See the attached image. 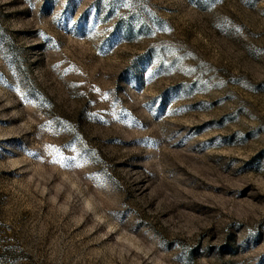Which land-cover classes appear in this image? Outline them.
<instances>
[{"label": "rangeland", "instance_id": "374dc122", "mask_svg": "<svg viewBox=\"0 0 264 264\" xmlns=\"http://www.w3.org/2000/svg\"><path fill=\"white\" fill-rule=\"evenodd\" d=\"M0 264H264V0H0Z\"/></svg>", "mask_w": 264, "mask_h": 264}]
</instances>
